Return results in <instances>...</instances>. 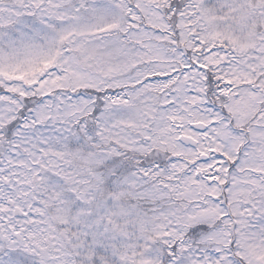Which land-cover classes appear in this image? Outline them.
I'll return each mask as SVG.
<instances>
[{
    "label": "snow or ice",
    "instance_id": "snow-or-ice-1",
    "mask_svg": "<svg viewBox=\"0 0 264 264\" xmlns=\"http://www.w3.org/2000/svg\"><path fill=\"white\" fill-rule=\"evenodd\" d=\"M0 264H264V0H0Z\"/></svg>",
    "mask_w": 264,
    "mask_h": 264
}]
</instances>
